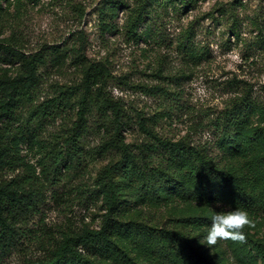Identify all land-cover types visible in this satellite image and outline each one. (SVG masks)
<instances>
[{"label":"trees","instance_id":"obj_1","mask_svg":"<svg viewBox=\"0 0 264 264\" xmlns=\"http://www.w3.org/2000/svg\"><path fill=\"white\" fill-rule=\"evenodd\" d=\"M5 1L0 0V264H12L14 256L20 264H220L203 244L206 216H173L159 225L132 212L191 202L208 207L223 195L252 216L262 211L264 160L258 153L264 125L250 124L256 112L264 118V104L243 96L216 121L218 140L224 141L220 154L213 155L187 136L178 140L160 136L156 115H139L137 124L145 138L129 142L123 129L130 116L107 90L112 78L108 65L87 58L82 36L75 48L52 45L25 52L15 35L1 36ZM148 2L138 0L130 6L126 0H101L102 24L111 31L112 20L126 7L125 28L140 40L138 30L149 15ZM69 57L80 68L81 79L53 85L54 95L45 96L43 69L62 67ZM67 109L77 110L73 125L64 135H46L47 123ZM94 110L102 116L99 128L107 135L87 148L84 142L92 131L89 117ZM31 154L36 162L29 160ZM107 158L94 190L77 186L87 203L101 197L105 212L99 228L68 220L53 234H40L28 226L49 198L59 202L61 191L56 187L63 180L76 176L85 163ZM258 251L264 256V245Z\"/></svg>","mask_w":264,"mask_h":264},{"label":"rangeland","instance_id":"obj_2","mask_svg":"<svg viewBox=\"0 0 264 264\" xmlns=\"http://www.w3.org/2000/svg\"><path fill=\"white\" fill-rule=\"evenodd\" d=\"M126 1L130 6L138 2ZM100 4L101 0H7L3 3L5 28L1 36L15 35L27 53L52 45L75 48L83 37L87 58L105 62L111 70L107 90L130 116L129 127L123 129L129 142L145 138L137 124L138 116L156 115L155 129L160 136L173 140L187 136L213 155L220 154L224 141L218 140L216 121L243 96L264 104V0H149V15L138 30L143 35L140 40L125 28L129 14L126 7L119 9L112 30L107 31L99 16ZM71 61L69 57L62 67L43 69L45 96L54 95L53 85L81 79L80 68ZM145 87L152 91L147 93ZM76 119V109L63 111L47 123L46 135H64ZM103 122L94 110L89 117L92 131L84 142L87 148L106 138V129L99 128ZM263 125L264 118L256 112L250 127ZM239 133L248 135L247 130ZM228 146L237 148L235 144ZM258 156L264 160V135ZM29 160L36 162L37 157L31 154ZM108 161L87 162L76 176L63 180L56 187L61 191L57 193L59 202L49 193L46 206L28 226L40 234H53L57 225L68 220L78 226L99 228L105 212L101 197L87 203L77 186L83 184L94 190L97 174ZM217 201L221 207L216 206ZM211 208L219 212L241 207L223 195L208 207L178 203L142 207L132 215L139 211L137 218L159 225L173 216H206L204 238L211 225ZM252 218L255 227L245 230L246 243L226 241L208 247L220 264H264V256L258 251L264 245V207ZM122 244L128 248L125 240ZM31 248L35 252L36 248ZM11 263L20 264L18 256Z\"/></svg>","mask_w":264,"mask_h":264},{"label":"clouds","instance_id":"obj_3","mask_svg":"<svg viewBox=\"0 0 264 264\" xmlns=\"http://www.w3.org/2000/svg\"><path fill=\"white\" fill-rule=\"evenodd\" d=\"M216 206L221 207V202L217 201ZM210 219L211 225L203 238V244L210 249L226 241L241 244L246 243L247 234L245 230L255 227L254 219L244 208L222 210L219 212L213 210Z\"/></svg>","mask_w":264,"mask_h":264}]
</instances>
